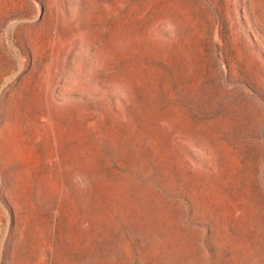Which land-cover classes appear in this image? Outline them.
I'll return each mask as SVG.
<instances>
[{"label": "rangeland", "instance_id": "obj_1", "mask_svg": "<svg viewBox=\"0 0 264 264\" xmlns=\"http://www.w3.org/2000/svg\"><path fill=\"white\" fill-rule=\"evenodd\" d=\"M0 264H264V0H0Z\"/></svg>", "mask_w": 264, "mask_h": 264}]
</instances>
